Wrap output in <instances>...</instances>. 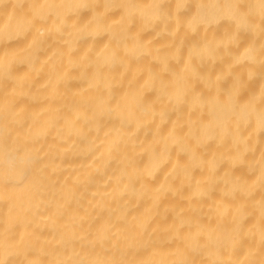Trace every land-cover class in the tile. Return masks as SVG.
<instances>
[{"label": "bare ground", "instance_id": "bare-ground-1", "mask_svg": "<svg viewBox=\"0 0 264 264\" xmlns=\"http://www.w3.org/2000/svg\"><path fill=\"white\" fill-rule=\"evenodd\" d=\"M0 264H264V0H0Z\"/></svg>", "mask_w": 264, "mask_h": 264}]
</instances>
